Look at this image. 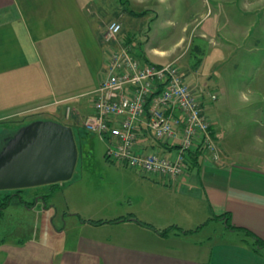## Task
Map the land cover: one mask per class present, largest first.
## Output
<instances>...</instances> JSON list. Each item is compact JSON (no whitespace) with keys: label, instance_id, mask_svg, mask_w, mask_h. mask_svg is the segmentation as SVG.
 Returning <instances> with one entry per match:
<instances>
[{"label":"crops","instance_id":"obj_1","mask_svg":"<svg viewBox=\"0 0 264 264\" xmlns=\"http://www.w3.org/2000/svg\"><path fill=\"white\" fill-rule=\"evenodd\" d=\"M91 1L0 0V128L5 129L2 123L23 110L42 113L13 129L2 146L20 127L35 120L70 126L60 115L61 107L72 106L82 115L93 111L92 91L104 74L106 50L112 45H104L100 22L87 13ZM106 1L96 0L95 7ZM155 52L151 54L161 55ZM218 127L213 125L214 130ZM138 134L147 150L168 152L146 130ZM214 136L224 148L223 152L217 144L221 156L227 154L223 163L204 154L173 180L144 176L116 163L126 178V203L115 207L102 197L95 216L67 209L62 214L77 217V226L73 235L62 239L65 224L56 228L49 224L46 237L59 236L57 246L42 234L1 239L0 264H264V247L254 249L242 230L225 226L228 220L264 241V168L235 159V146L225 143L217 131ZM39 201L41 213L48 214L47 200L42 198L31 208L22 207L33 211ZM129 214L157 229L175 225L192 231L161 235L133 220L93 225L80 219L109 220ZM217 216L227 218L224 222L213 219Z\"/></svg>","mask_w":264,"mask_h":264},{"label":"rangeland","instance_id":"obj_2","mask_svg":"<svg viewBox=\"0 0 264 264\" xmlns=\"http://www.w3.org/2000/svg\"><path fill=\"white\" fill-rule=\"evenodd\" d=\"M97 4L92 0L87 13L100 22L102 33L109 22H119L118 45L138 56L147 54L154 62H172L188 83L214 92L216 99L206 107L208 117L215 120L213 125L219 126L214 133H221L225 143L235 146V159L264 168V0H107L102 6ZM152 52L161 55L155 57ZM59 109L70 122L77 147L74 173L60 181L61 187L55 182L22 188L21 196L29 202L50 192L46 199L50 210L41 213V201L33 210L36 213L12 203L0 216V241L42 234L57 246L59 236L46 237L49 224L55 228L65 224L62 239L73 235L77 226V217L62 214L67 209L95 216L102 197L115 207L126 203V178L121 167L105 157L107 143L85 130L88 114L72 106ZM41 115L23 110L2 123L0 148L8 134ZM6 192L14 189H0V195Z\"/></svg>","mask_w":264,"mask_h":264},{"label":"built area","instance_id":"obj_3","mask_svg":"<svg viewBox=\"0 0 264 264\" xmlns=\"http://www.w3.org/2000/svg\"><path fill=\"white\" fill-rule=\"evenodd\" d=\"M121 25L111 21L102 33L106 50L104 74L92 91L93 111L85 130L105 141V157L144 176L173 180L184 173L187 153L199 143L205 155L223 163L206 107L217 95L188 83L172 62L143 61L125 45H118ZM146 130L167 153L147 150L139 142Z\"/></svg>","mask_w":264,"mask_h":264},{"label":"water","instance_id":"obj_4","mask_svg":"<svg viewBox=\"0 0 264 264\" xmlns=\"http://www.w3.org/2000/svg\"><path fill=\"white\" fill-rule=\"evenodd\" d=\"M77 147L70 126L35 120L22 127L0 150V189H18L68 180Z\"/></svg>","mask_w":264,"mask_h":264},{"label":"trees","instance_id":"obj_5","mask_svg":"<svg viewBox=\"0 0 264 264\" xmlns=\"http://www.w3.org/2000/svg\"><path fill=\"white\" fill-rule=\"evenodd\" d=\"M139 57L143 61L149 62L143 54H140ZM203 155H204V152H203L202 148H200L199 143H198L187 153V158H188L189 163L190 162L197 163L199 158H201ZM21 189L22 188L14 189V192H6V193H3L2 195H0V216L2 215L3 210L6 207L10 206L12 203H19L20 205H22V206H24L26 208H31V207H33L35 205L36 200H32V201L29 202V201H26V200H24L22 198V196H21L22 194L20 192ZM48 197H50V192L48 194H45V195L41 196L40 198H42L43 201H46V199ZM226 218H227V216H217V217H214L213 219H215V220H220L221 219L224 222V220ZM80 219L82 221H86V222H88L90 224H93V225H98V224H101V223H104V222H108V221L115 222V221H118V220H133V221L137 222L140 225H143L145 227H148V228H151L153 230L158 231V233H160L161 235H167L170 232L188 233V232L192 231V230L181 229L180 227H177L175 225H170V226H167V227H165L163 229H157L153 225L140 220L139 218H137L135 215H132V214H129L127 216H119L117 218H113V219H109V220L83 219V218H80ZM225 226L228 227V228H231V229H240V230H242L246 236L251 238L252 246H253L254 249L257 250L259 248L264 247V241L262 239H260L258 236H256L253 233H251L250 231H248L246 229H243V228L235 227V226L231 225L228 222V220L225 221ZM196 229H198V228H195L193 231H196Z\"/></svg>","mask_w":264,"mask_h":264},{"label":"flooded vegetation","instance_id":"obj_6","mask_svg":"<svg viewBox=\"0 0 264 264\" xmlns=\"http://www.w3.org/2000/svg\"><path fill=\"white\" fill-rule=\"evenodd\" d=\"M41 197V196H40Z\"/></svg>","mask_w":264,"mask_h":264}]
</instances>
